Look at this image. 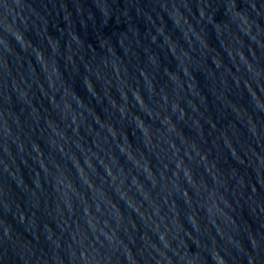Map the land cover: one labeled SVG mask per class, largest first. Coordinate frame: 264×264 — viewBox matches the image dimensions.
Listing matches in <instances>:
<instances>
[{"label": "water", "instance_id": "obj_1", "mask_svg": "<svg viewBox=\"0 0 264 264\" xmlns=\"http://www.w3.org/2000/svg\"><path fill=\"white\" fill-rule=\"evenodd\" d=\"M0 264H264V0H0Z\"/></svg>", "mask_w": 264, "mask_h": 264}]
</instances>
